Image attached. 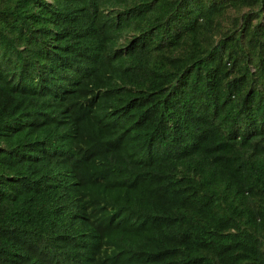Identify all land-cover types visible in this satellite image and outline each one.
<instances>
[{"label":"trees","instance_id":"trees-1","mask_svg":"<svg viewBox=\"0 0 264 264\" xmlns=\"http://www.w3.org/2000/svg\"><path fill=\"white\" fill-rule=\"evenodd\" d=\"M0 264H264V0H0Z\"/></svg>","mask_w":264,"mask_h":264}]
</instances>
